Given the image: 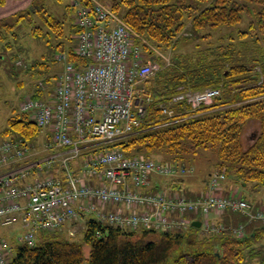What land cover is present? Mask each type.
Wrapping results in <instances>:
<instances>
[{"label":"built area","instance_id":"1","mask_svg":"<svg viewBox=\"0 0 264 264\" xmlns=\"http://www.w3.org/2000/svg\"><path fill=\"white\" fill-rule=\"evenodd\" d=\"M72 6L77 30L74 54L79 62L59 55L63 66L48 97L28 96L19 106L41 131L49 132L52 147L66 151L61 161L65 179L41 178L42 167L37 166L34 180L25 182L31 175L30 166L5 168L25 161L30 147L14 140L0 143V228L19 219L26 232L17 241L33 246L39 233L58 231L87 214L112 227L161 231L185 229L195 220L186 214H198L204 233L228 232L237 238L244 237L246 227L253 223L264 225V209L240 197L214 195L218 182L225 179L223 173L213 174L206 183L208 193L197 199L180 193L146 192L153 176L181 177L193 171L141 155L130 157L110 147L138 133L145 124L153 101L146 84L157 67L144 54L142 44L151 51L154 47L108 6L78 1ZM219 96L218 89L193 92L179 88L160 105V119L165 125L180 121L187 107L195 112ZM177 104L184 105V110L177 112ZM80 155L84 156L82 175L76 176L70 162ZM227 210L240 213L246 222L232 228L210 222V214ZM13 253V244L0 240V264H8Z\"/></svg>","mask_w":264,"mask_h":264},{"label":"trees","instance_id":"2","mask_svg":"<svg viewBox=\"0 0 264 264\" xmlns=\"http://www.w3.org/2000/svg\"><path fill=\"white\" fill-rule=\"evenodd\" d=\"M108 1L111 2L108 7L126 25L155 47H170L187 21L194 38L208 40L211 32L205 34L206 31L235 27L244 14L251 17L246 29L237 35L244 51L237 52L232 45L220 46L211 60L203 57L190 58L186 63L174 62L150 79L146 88L153 101L147 109L145 124L138 133L110 147L130 157L164 151L175 155L173 162L182 161L185 153L216 148L221 170L233 172L244 183L264 186V0ZM5 2L0 0V7ZM36 3L37 9L30 4L0 19V77L21 72L14 69L18 52L23 50L24 36L20 30L24 24L30 25L32 39L44 41L48 47L52 44L51 35L57 39L64 37L63 22L48 14L43 0ZM32 16L40 19L45 31L30 24ZM71 28L77 31L74 24ZM142 50L145 55L151 53L145 44ZM246 50L253 52L248 56ZM258 56L259 59L255 58ZM44 65L37 63L32 67L39 68L37 73L46 74L49 68ZM256 66L260 73L255 71ZM48 76H43L44 81L50 80ZM178 88L193 92L218 89L220 96L195 112L187 107L188 112L181 114L180 121L165 125L159 107L176 95ZM34 97L42 98L37 94ZM21 102L18 112L12 110L6 119L0 134L31 147L41 130L29 114L19 111ZM184 108L182 104L174 106L177 112ZM250 122L258 124V132L245 148L242 136ZM199 221L191 220L185 229L161 231L112 227L89 218L83 236L89 248L87 255L83 245L55 232H43L33 246L13 244L14 253L8 264H247L250 261L254 252L251 235L237 238L228 232L207 234L194 224Z\"/></svg>","mask_w":264,"mask_h":264},{"label":"rangeland","instance_id":"3","mask_svg":"<svg viewBox=\"0 0 264 264\" xmlns=\"http://www.w3.org/2000/svg\"><path fill=\"white\" fill-rule=\"evenodd\" d=\"M33 1L34 0H32L29 4L33 5L34 9H37V5L39 4L36 3L37 0L34 1V4ZM75 1L84 3L97 2L106 6L110 5L111 3L108 0H43L44 8L47 10L48 14L55 19L63 22L64 37L61 39H57L56 37L51 35L50 40L52 44L50 47H48L46 46V44H44V41L32 39L29 36L30 25L28 26L24 24L23 28L20 30L23 31L21 34L24 36L21 40V44H23V50H19L18 52L19 59L15 63L14 69L21 72H18V75L16 74L14 76L2 75L0 77V131L4 128L5 121L11 115L12 110L18 112V105L24 98L32 95L35 96L36 94L41 96L42 98L48 97V94L54 88L55 76L61 71L63 66V62L58 59L59 55L63 54L67 57V59H73L72 61L75 60L74 62H77L76 55L74 54V49L76 48V32H74V29L71 28L74 24V11H72V4ZM234 1L238 3L243 2V0ZM65 13H68V15H65ZM250 19L251 17L244 14L241 22L235 27L222 28L217 31H206L205 34H209L211 32V37H209L210 39L208 38V40H198V37L194 38V33L192 31L190 21H187L184 30L177 35V37L175 38V42H173L170 47H155L153 45L154 50L150 51L151 53L148 54V56H150L149 60H151L157 67L155 76L153 78H156L159 73L173 65L174 62L184 61L186 63L190 58L192 59L203 57L206 60H211L213 59L214 51L217 50V48H219L220 46L232 45L233 47H235V50L237 52L244 51L241 49V44H239L240 40L237 35L239 31L246 29L248 23L250 22ZM30 24H33V26H39L45 31V27H43L40 19L36 16H32ZM250 44L252 43H248L247 45ZM246 51L248 56H250L253 52L248 50ZM208 53L209 56H207ZM255 58L259 59V56ZM37 63L45 64L44 66H48V72L46 74L37 73V69L39 68L32 67L33 64ZM256 67L257 68L255 69V71L257 73H260L259 67ZM43 76L50 77V80L48 79L47 81H44ZM52 76L53 78H51ZM41 84L43 85L42 89L40 87ZM257 132V123L250 122L246 126L242 136V143L245 148L251 144ZM40 137L47 140H49L48 138H50L49 136L48 138H46L42 131L39 133L38 138ZM8 140L9 139L3 138L0 134V143ZM51 145L52 143L50 142L49 147ZM43 149L45 148H41V146L37 147L36 145L34 147L33 145L30 147L31 151L37 152L36 159H42L45 156H48V154H52V151L44 152L43 154H41L40 150ZM51 150H54V148H51ZM182 156L179 157L182 158V161L178 162L172 161L175 158V155L168 154L164 151H158L156 153L147 155L146 157L159 163L162 162L163 164L184 165L193 168V173L184 177L192 178L193 181H195V184L201 187V190H206L207 186L204 184L208 182L213 174L223 173L225 175V179L218 182L217 193L224 195L225 192L228 197L233 198H239L241 197L240 195L243 194V199H245L249 203L253 202V197L250 194V188L254 183H244L233 172L226 173L224 170H221L218 167L219 159L216 148H209L206 150L201 149L196 154L185 153ZM176 193L183 194L181 191ZM186 216L190 217L191 214L188 213L186 214ZM89 217L90 216L88 214L84 217L83 220L79 219L80 217H78L77 219L66 223L60 230L55 231V233L59 234L61 237L63 236L67 239L72 240L73 242L83 245L85 255L88 254L89 248L87 245H85L83 236L85 224ZM245 222L246 219L243 223ZM3 229L8 232L7 240L13 241L12 243L14 244H20L17 240L26 232L25 229H23L22 227L20 228V226L18 225L14 227H6ZM42 233L43 232L39 233V235L41 236ZM48 233L51 234L53 232H44V234Z\"/></svg>","mask_w":264,"mask_h":264},{"label":"crops","instance_id":"4","mask_svg":"<svg viewBox=\"0 0 264 264\" xmlns=\"http://www.w3.org/2000/svg\"><path fill=\"white\" fill-rule=\"evenodd\" d=\"M31 1L32 0H6L5 5L0 7V19L5 18L16 11L26 9L27 7L30 6L29 3ZM42 133L46 136V138H48L49 136L50 137L48 138L49 140L40 137L34 141L33 147L35 145L37 147L41 146V148L44 147L45 149L40 150L41 154L48 151H52V154H48V156H45L42 159L41 158L36 159L37 152L32 151L30 156L25 161L12 163L10 165H7L5 169H14L20 166L28 165L31 167V175L30 177H27L25 179V182H32L35 176L38 174L37 166H41L42 167L41 178L50 175L52 177H56L61 180H64L65 172L61 166V161L63 160V158H65L66 151L51 146L49 147V144L51 142V136L47 131H42ZM51 148H54V150H51ZM82 158L84 159V156L80 155L78 158L70 162V167L74 171L76 176L82 175V163H83ZM192 173L193 171L181 177L153 176L151 178L149 189L146 192H153V193L164 192L168 195H174L176 194V192L181 191L185 197L190 199H195L206 195L208 193V188H206V190H201V187L197 186L192 178L184 177ZM87 181L96 183L94 179H89ZM206 183L204 185H206ZM250 189H251L250 194L253 197L252 199L253 202L250 204H252L255 207L264 209V186L261 187L253 184ZM214 195L220 197H228V195H226L225 192L224 195H222L220 193H217L216 191L214 192ZM240 196H241L240 198L244 197L243 194H241ZM136 211L139 212L143 210L136 209ZM194 216L195 215L192 214L190 217L195 219V221H198L199 219L198 216L196 218ZM208 218L210 222L213 224H222L229 228L235 227L236 225L243 223L245 220V218L240 213L230 210H227L224 213L210 214ZM79 219L83 220L84 217L80 216ZM16 225L20 226V228L22 227L19 219L15 222L14 225H12V227ZM250 226L251 225L246 227L245 236L251 235L252 247L254 249V252L251 255L252 257L250 261L247 264H264V225L260 223H253L251 229ZM3 228L4 227L0 228V240H4L10 244H14L12 243L13 241L7 240L8 232H6V230H4Z\"/></svg>","mask_w":264,"mask_h":264},{"label":"water","instance_id":"5","mask_svg":"<svg viewBox=\"0 0 264 264\" xmlns=\"http://www.w3.org/2000/svg\"><path fill=\"white\" fill-rule=\"evenodd\" d=\"M197 227H200V222H196V223H194Z\"/></svg>","mask_w":264,"mask_h":264}]
</instances>
